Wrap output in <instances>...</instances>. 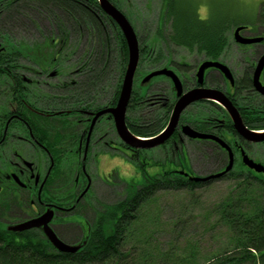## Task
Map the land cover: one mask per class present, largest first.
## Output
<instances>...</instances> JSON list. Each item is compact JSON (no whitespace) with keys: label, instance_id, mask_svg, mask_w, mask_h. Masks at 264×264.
I'll list each match as a JSON object with an SVG mask.
<instances>
[{"label":"flooded vegetation","instance_id":"af4514ba","mask_svg":"<svg viewBox=\"0 0 264 264\" xmlns=\"http://www.w3.org/2000/svg\"><path fill=\"white\" fill-rule=\"evenodd\" d=\"M46 21L41 24L47 25ZM238 27H242L241 36L263 40L251 44L237 42L235 30ZM251 29L239 24L233 32L236 44L247 48L242 52L249 50L254 55L248 64L231 68L220 60L221 56L213 59L194 50L201 57H196L198 61L192 72L188 70L191 65L180 63L176 66L174 62L168 65L167 70L179 78L182 95L196 89L220 91L234 105L245 128L256 135H264V93L255 86L258 62L264 55V33H252ZM50 35L44 34L41 43H45L35 42L31 49L21 50L11 48L13 44L6 42L5 38L1 40L0 25V231L14 230L23 223L48 215V226L60 239L58 228L71 225L69 231L74 241L69 243L81 244L102 207L99 193L101 184H97V180L111 189L116 186V180H120L115 178L116 168L110 170L108 167V172L101 176L102 160L107 164H112L111 161L116 158L123 161L124 157L118 154L128 156V150L138 153L134 155L137 160L142 150H153L154 153L157 149L164 151L166 155L160 160L154 156L153 164L168 160L181 162L182 153L185 154L188 165L181 164L182 167L178 169L153 175L147 174L144 169L143 183L149 176L159 178L167 173L171 175L168 176L170 178H182L186 183L205 186L218 181L244 182L246 177L256 183L264 181V171H258L245 162L247 156L253 163L264 166V138L250 140L239 133L229 110L211 98L191 103L182 112L173 133L164 143L145 149L130 147L121 139L111 112L98 116L99 112L116 107L120 96L116 97L117 86L112 99L101 105L100 66L93 71L84 64L70 66L68 63L75 56L80 57L79 53L82 52L78 49L71 56L69 49L59 54L61 49L43 48V45H50L47 42ZM26 60L29 61L24 63ZM206 61H219L227 65L234 75L233 81L220 69L210 67L205 70L200 83L199 70ZM128 62L129 56L125 70ZM162 75L169 81L154 82L144 96L145 106L149 108L146 113L149 116L145 117L147 126L152 123L153 113H162L165 119L160 132L147 139L167 129L175 105L182 96L172 76ZM259 81L264 86V67ZM168 89L171 90L169 96L166 95ZM129 106L126 122L130 129ZM186 127L196 134L212 138L193 137L186 132ZM231 160L232 168L225 172ZM93 164L96 168L94 176L91 173ZM140 164L144 166L143 162ZM195 177L209 179L197 182L193 180ZM125 184L122 199L129 195L127 188L132 186ZM29 230L44 233V226Z\"/></svg>","mask_w":264,"mask_h":264},{"label":"trees","instance_id":"16d2710c","mask_svg":"<svg viewBox=\"0 0 264 264\" xmlns=\"http://www.w3.org/2000/svg\"><path fill=\"white\" fill-rule=\"evenodd\" d=\"M111 1L117 5L114 0ZM260 9L258 20L263 21L264 2ZM1 13H4V20L10 23L12 20L23 24L29 21V25L34 24L39 32L44 30L41 22L48 20L51 22V26L47 27L48 34H51L47 41L50 45H43V48L53 49L58 43L55 49H61L59 54H63L62 50L69 49L71 56L79 49L82 53H79L80 57L75 56V59L90 66L91 71L100 66L103 76L112 63L113 39H118L122 49L120 70L123 67V71L120 73L123 78L129 56L127 42L119 26L105 13L98 0H4ZM239 24L230 21L220 24L209 22L201 19L199 10L195 8L193 11L188 6L178 8L174 0H164L157 38L190 51L199 50L208 57L217 59L228 47L229 32ZM166 27L169 31L165 35ZM2 29L6 31H1V35H7L9 30L5 26ZM83 45L84 48L80 47ZM140 51L141 61L152 55H148L145 45H141ZM157 55L158 58L153 61L163 60L162 53ZM164 60L152 71L145 73L143 78L159 68L168 67L169 59ZM181 65L188 64L181 62ZM121 85L117 88V98ZM144 96L134 89L128 119L131 120V132L146 138L160 132L165 116L159 112L151 113L152 123L147 126L146 118L142 116L143 109L141 110L146 105ZM168 176L171 175L167 173L165 177L159 178L149 176L142 185L127 188L129 195L124 199L113 204L102 203L91 231L82 241L83 247L77 252L59 251L45 234L34 230L3 229L0 231V264H138L132 258L128 244L133 234L129 228L139 218L141 207L152 201L158 191L174 189L194 194L205 186ZM232 194H237V197L229 199L225 215L229 216L227 221L234 232L236 246L219 256V264H264V181L256 183L246 177L244 182L236 183ZM246 203L249 206L243 211Z\"/></svg>","mask_w":264,"mask_h":264},{"label":"rangeland","instance_id":"374dc122","mask_svg":"<svg viewBox=\"0 0 264 264\" xmlns=\"http://www.w3.org/2000/svg\"><path fill=\"white\" fill-rule=\"evenodd\" d=\"M114 1L135 28L139 36L140 47L145 45L147 52L149 51L148 55L149 53L152 54L151 57L150 55L147 56L145 60H139L140 63L134 78L136 90L140 91L142 95H146L149 87L154 82L169 81L165 75H157L147 82L145 81L147 76L143 78L145 73L152 71L160 62L165 61V58L169 59L168 65L174 62L177 66L181 62H185L189 66L191 65L188 70L190 72L193 71L194 64L201 57L200 54L196 55L197 53L185 47L176 46L171 42L168 43L157 38L160 33L158 28L164 9V0ZM3 2L1 3L0 0V9ZM263 2L264 0H174L178 8L188 6L192 11L194 8L199 10L203 20L216 24L224 21L245 24L248 28H252V33L257 34L264 33V20H257ZM45 23L49 27L51 26V22L50 25L49 21ZM0 25L5 26L9 30L7 35H1V40L5 38L6 42L13 44L10 45L11 48H19L21 50L31 49L33 47L32 43H41L45 38L44 34L48 33L47 25L45 24L43 25L44 30L39 32L34 29V26L31 27L29 25V21L27 24H23V22L15 20H12L11 23L4 20V13L0 15ZM1 31H6V29ZM168 31L169 28L166 27L164 30L165 35ZM233 32L234 30L228 34L229 44L221 55L220 60L231 68H238L241 65L250 63L254 55L249 50L242 52L247 48H242L236 44L233 40ZM113 40L112 63L110 68L105 71L104 76L102 75L103 80L100 86L101 105L108 103L112 99L116 86L118 88L124 79L123 76L121 78L120 73L123 71V67L120 70L121 44L118 39ZM80 47L84 48V45ZM55 48L56 46L53 49L55 50ZM158 53H162L163 60L153 61L158 58ZM28 61L26 60L24 63ZM61 64L64 65L65 63ZM68 64L76 66V64L81 63L76 59H72V62ZM157 70H160V68ZM169 92H171L170 89L166 92L167 96H169ZM141 110L144 113L142 116L148 118L149 114H146L147 110H149L148 106H142ZM188 111L191 110L189 109ZM262 153L264 154L263 149ZM135 154L138 155V153L130 150H128V156L120 153L118 155L124 157L123 161L116 158L111 161L112 164H107L105 160H102L101 176L104 175L103 173L108 172L106 171L108 167L110 170L116 168L115 178L121 180H116L117 184L112 189L103 186L104 184L97 180V184H101L99 193L103 204H113L122 199L125 195V183L132 185L142 184L145 179L143 175L144 169L147 174L153 175L165 170L178 169L182 167L181 164L188 165L184 153H182L181 162L168 160V162L162 164H153L154 156L156 160H160L166 155L161 149L155 150V153L153 150H142L138 156L139 160L134 158ZM140 162L144 163L143 167ZM91 171H93L91 173L94 176L96 174L95 164H93ZM235 187L236 183L232 181H218L200 187L194 194L174 189L158 191L152 201L146 202L141 207L139 218L129 228L133 232L128 244L132 258L138 264H143L144 262V264H219V256H223L228 250H232L236 246L234 232L227 221L229 216L227 213L225 215V210L228 212L229 199L237 197V194H232ZM253 195L255 196V194ZM257 196L258 194L256 199ZM252 204L254 205V202ZM248 206L249 203H246L243 211H246ZM89 217L91 218V215ZM69 228H71V225L63 228L59 227L58 233L61 234L60 237L68 245H71L69 242L74 240L71 238L72 235ZM139 240L142 242H138ZM79 243H76V247L82 248L83 244ZM143 256L145 258L142 260Z\"/></svg>","mask_w":264,"mask_h":264},{"label":"water","instance_id":"95a60500","mask_svg":"<svg viewBox=\"0 0 264 264\" xmlns=\"http://www.w3.org/2000/svg\"><path fill=\"white\" fill-rule=\"evenodd\" d=\"M98 1L102 9L105 11V13L108 16H110L121 29L125 37V40L127 42L128 52H129V62H128L127 70L124 76V80H123V84H122V88H121V92H120L117 105L114 108L105 109L99 112L98 116H100L101 114L107 113V112H111L114 115L118 133L121 139L126 144H128L130 147H133V148L145 149V148H152L161 143H164L166 139H168L170 135L173 133L175 127L177 126V123L180 119L182 112L191 103L198 101L200 99H204V98H211L213 100H216L220 102L227 110H229V112L231 113L234 119L237 131L241 133L242 135H244L245 137H247L248 139L256 140V139H260L261 137L264 138V135H256L255 133L245 128L244 124L242 123L239 117L238 111L236 110L234 105L231 103V101H229V99H227L223 93L215 89L214 90L213 89H209V90L196 89V90H191L182 95L183 89H182V85H181L179 78L172 71H168L167 69L157 70L151 73L150 75H148L147 78L145 79V81L147 82L152 77H155L157 75H162V74L170 75L172 76L175 86L179 91V95H182L175 105V108L173 110V113H172L167 129L163 133L159 134L158 136L154 138H150V139H144V138L138 137L137 135L133 134L127 126L126 115H127V109L130 104V100H131L132 93H133L135 74H136L139 60H140L139 39L135 31V28L133 27L132 23L129 21L127 16L115 4H113L111 0H98ZM241 29L242 27H238L235 30V39L237 42L241 44H251V43L260 42L263 40V38H259V37L245 38L240 35ZM210 67H215V68L220 69L223 73L226 74V76L231 81H233L232 73L227 65L219 61H206L201 65L200 70H199L200 83H201V79L203 77L205 70ZM263 67H264V55L261 57L260 61L258 62V66H257L256 74H255V86L264 93V86L259 81V77H260L261 71L263 70ZM186 132L193 137H196V136L211 137V136L196 134L195 132L192 131L190 127H186ZM245 162L251 167L256 168L258 171H264L263 165L253 163V161L250 160L247 156L245 157ZM232 165H233V160H231L225 172L229 171L232 168ZM220 175L221 174L216 175L215 177H218ZM208 179L209 177L193 178V180L197 182L206 181ZM49 220L50 218H48V215H46L36 221H29V222L23 223L13 229L16 231H22V230L44 226L43 234H45V236L50 240V242L59 251L71 253V252H77L78 250L81 249L79 247H76V245H72V246L68 245L66 242L61 240L57 236V234L54 232V230L48 226Z\"/></svg>","mask_w":264,"mask_h":264},{"label":"bare ground","instance_id":"6f19581e","mask_svg":"<svg viewBox=\"0 0 264 264\" xmlns=\"http://www.w3.org/2000/svg\"><path fill=\"white\" fill-rule=\"evenodd\" d=\"M234 76V75H233ZM229 81V80H228ZM225 171V170H224ZM223 172V171H222Z\"/></svg>","mask_w":264,"mask_h":264}]
</instances>
